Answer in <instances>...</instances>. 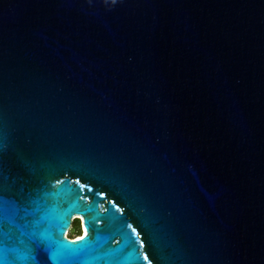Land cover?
<instances>
[{"label":"water","instance_id":"obj_1","mask_svg":"<svg viewBox=\"0 0 264 264\" xmlns=\"http://www.w3.org/2000/svg\"><path fill=\"white\" fill-rule=\"evenodd\" d=\"M0 185L41 264H264V0H0Z\"/></svg>","mask_w":264,"mask_h":264},{"label":"snow or ice","instance_id":"obj_2","mask_svg":"<svg viewBox=\"0 0 264 264\" xmlns=\"http://www.w3.org/2000/svg\"><path fill=\"white\" fill-rule=\"evenodd\" d=\"M104 2H108V0H104ZM116 2L117 0H111L112 4ZM56 183L61 184L63 181H57ZM21 211L25 213V216L28 214L27 209H20L14 202L4 198L3 187L0 185V264H17V261L22 260H31L32 264H41L36 255L33 254L31 247H28L24 254H20V249L17 247V243L24 244L22 237L29 235L27 230L30 226L33 228L30 234L31 237L37 235L35 231L37 222L27 221L25 216H20ZM18 216L21 220H24L23 224L17 222ZM40 236L43 237V233H40ZM78 239L83 240L85 237H79ZM76 243V241H66L63 238L54 241V247L49 246L47 248L48 259L52 261V264H57L58 261L62 262L65 257L60 254L61 251L71 254Z\"/></svg>","mask_w":264,"mask_h":264},{"label":"rangeland","instance_id":"obj_3","mask_svg":"<svg viewBox=\"0 0 264 264\" xmlns=\"http://www.w3.org/2000/svg\"><path fill=\"white\" fill-rule=\"evenodd\" d=\"M82 234V225L81 222L78 219H75L73 221L72 227L68 232V237H76L80 236Z\"/></svg>","mask_w":264,"mask_h":264},{"label":"trees","instance_id":"obj_4","mask_svg":"<svg viewBox=\"0 0 264 264\" xmlns=\"http://www.w3.org/2000/svg\"><path fill=\"white\" fill-rule=\"evenodd\" d=\"M69 238H71V239H72V238H75V237H71V236H70Z\"/></svg>","mask_w":264,"mask_h":264},{"label":"flooded vegetation","instance_id":"obj_5","mask_svg":"<svg viewBox=\"0 0 264 264\" xmlns=\"http://www.w3.org/2000/svg\"><path fill=\"white\" fill-rule=\"evenodd\" d=\"M80 221V220H79ZM81 222V221H80ZM82 225V224H81Z\"/></svg>","mask_w":264,"mask_h":264},{"label":"bare ground","instance_id":"obj_6","mask_svg":"<svg viewBox=\"0 0 264 264\" xmlns=\"http://www.w3.org/2000/svg\"><path fill=\"white\" fill-rule=\"evenodd\" d=\"M67 236V235H66Z\"/></svg>","mask_w":264,"mask_h":264}]
</instances>
